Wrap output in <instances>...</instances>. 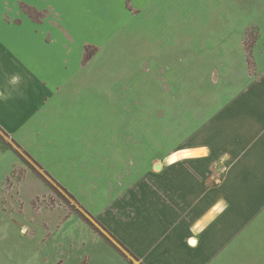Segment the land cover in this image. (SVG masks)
Listing matches in <instances>:
<instances>
[{"label": "rangeland", "instance_id": "374dc122", "mask_svg": "<svg viewBox=\"0 0 264 264\" xmlns=\"http://www.w3.org/2000/svg\"><path fill=\"white\" fill-rule=\"evenodd\" d=\"M29 1L84 25L61 0ZM134 2L142 11L119 30L73 26L86 38L108 39L85 47L86 59L97 57L101 135L132 133L156 164L208 145V227L234 231L218 246L208 234V264H264V0ZM119 86H131L127 99L114 97ZM19 153L18 160L0 141V264H139ZM68 214H82L111 248L77 220L65 222Z\"/></svg>", "mask_w": 264, "mask_h": 264}, {"label": "crops", "instance_id": "0c3cea01", "mask_svg": "<svg viewBox=\"0 0 264 264\" xmlns=\"http://www.w3.org/2000/svg\"><path fill=\"white\" fill-rule=\"evenodd\" d=\"M61 3L67 13L82 15L92 30H119L128 16L142 11L134 0ZM74 25L84 27L36 9L29 0H0L4 141L18 144L137 263L208 264V234L215 235L218 246L223 235L234 232L208 227V145L164 155L156 164L132 133L102 136V89L91 69L97 57L86 59L85 47L102 48L108 39L101 43L81 36ZM113 90L114 97L132 93L131 86ZM197 149L201 153H193ZM64 220H77L100 238L76 215Z\"/></svg>", "mask_w": 264, "mask_h": 264}, {"label": "trees", "instance_id": "16d2710c", "mask_svg": "<svg viewBox=\"0 0 264 264\" xmlns=\"http://www.w3.org/2000/svg\"><path fill=\"white\" fill-rule=\"evenodd\" d=\"M0 139L6 144V146L7 147H9L11 150H13V152L21 159L22 158V156L20 155V153H19V151H22L26 156H28L30 159H31V157L25 152V151H23L20 147H19V145L18 144H16L15 142H14V144L15 145H12V144H10V143H7L6 141H4V139H3V137H2V135L0 134ZM14 146V147H13ZM32 160V159H31ZM34 162V161H33ZM36 164V163H35ZM37 165V167L39 168V169H42L38 164H36ZM32 171L36 174V176L40 179V180H42L44 183H45V185H47V186H50L51 184H50V182H48L46 179H44V177L38 172V171H36V170H34V169H32ZM45 174H46V176L47 177H49L56 185H58L59 187H61L58 183H56V181H54L51 177H50V175L48 174V173H46V172H44ZM51 187V186H50ZM61 189H63V191H65L74 201H75V198L67 191V190H65L64 188H62L61 187ZM84 211V210H83ZM85 213H87L86 211H84ZM88 214V213H87ZM90 227H93L91 224H90V222L86 219V218H84V216L82 215V214H78ZM94 220V219H93ZM95 221V220H94ZM93 229L97 232V233H99L98 232V230L96 229V228H94L93 227ZM99 234H101V233H99ZM102 235V234H101ZM103 236V235H102ZM104 237V236H103ZM104 239L108 242V243H110L105 237H104ZM114 240V239H113ZM115 241V240H114ZM115 242H117L124 250H126L123 246H122V244L120 243V242H118V241H115ZM113 246V245H112ZM114 247V246H113ZM128 252V251H127ZM129 253V252H128ZM131 256H133L131 253H129Z\"/></svg>", "mask_w": 264, "mask_h": 264}, {"label": "bare ground", "instance_id": "6f19581e", "mask_svg": "<svg viewBox=\"0 0 264 264\" xmlns=\"http://www.w3.org/2000/svg\"><path fill=\"white\" fill-rule=\"evenodd\" d=\"M200 151V149H197V150H195L193 153H195V154H199V153H201V152H199ZM221 206L220 205H216V206H214V208H213V211L214 212H220L221 211ZM215 214H217V213H215Z\"/></svg>", "mask_w": 264, "mask_h": 264}]
</instances>
